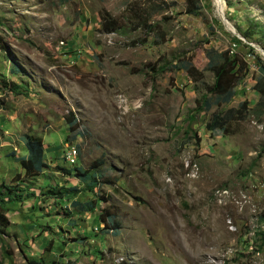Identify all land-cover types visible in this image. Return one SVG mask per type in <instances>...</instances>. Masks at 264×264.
Returning a JSON list of instances; mask_svg holds the SVG:
<instances>
[{"label": "rangeland", "instance_id": "obj_1", "mask_svg": "<svg viewBox=\"0 0 264 264\" xmlns=\"http://www.w3.org/2000/svg\"><path fill=\"white\" fill-rule=\"evenodd\" d=\"M221 1L224 15L215 0H0V85L21 87H0V264H264V0ZM210 51L246 73L229 105L199 112ZM244 101L243 120L207 130ZM70 114L84 138L67 141ZM26 136L44 141L40 174L15 161ZM92 166L93 193L47 194L83 189L64 170Z\"/></svg>", "mask_w": 264, "mask_h": 264}, {"label": "trees", "instance_id": "obj_2", "mask_svg": "<svg viewBox=\"0 0 264 264\" xmlns=\"http://www.w3.org/2000/svg\"><path fill=\"white\" fill-rule=\"evenodd\" d=\"M194 3V2H193ZM193 5V4H191ZM201 8L195 6L193 9H189L190 15L201 16L200 13ZM104 29L109 31L117 30L118 24L116 20L110 19L105 22L103 25ZM2 40L0 38V45ZM241 44L239 40H235V44ZM234 44V45H235ZM209 58V68L214 74L215 82L208 90V94L203 97L202 105L199 107V112L202 111H210L214 106L220 107L221 105H229L237 96L236 94V86L240 81V75H245L246 73V63L238 57V55L227 54L226 56H219L210 51L208 53ZM217 58L215 61L214 59ZM259 68L262 70V77L260 81L257 82L255 86V90H257L262 96L264 95V91L262 90V83L264 82V69L262 68L263 63L261 60L257 61ZM178 71H185L189 75V77L194 79V75H197V70L193 68L190 64H183L177 67ZM13 73L18 74L20 70L18 68H13ZM199 75V74H198ZM201 77V74H200ZM3 91H8L9 93H14L15 95L21 94V87L12 82H4L0 85ZM259 89V90H258ZM210 96V98H209ZM248 110V102L244 101L239 105L238 110H230L225 114H214L210 123L207 125V130L211 134L221 135L228 128V123L234 119H244V113ZM67 125L69 127V134L67 136V141H75L78 138H84L85 133L83 128H81L78 121L74 118L73 114H70L68 118H66ZM25 147L27 151V156L22 158H17L15 161L20 164V166L26 170V172L31 174H40L46 168L47 164H45V149H44V141L40 137L36 136H26L25 137ZM15 158V154L11 156ZM75 167V166H74ZM91 170H84L82 168H73L72 171H65L66 176L72 177L74 179H78L80 184L83 185V189H79L77 187L67 189L65 187L58 188L59 190H50L47 194L53 196V198H57L56 200H65L71 196H78L82 192H94V189H97L101 186V179L103 176L95 173L94 166H92ZM59 191V192H58ZM46 194L43 195L45 197ZM74 209L80 213L94 212L96 209L95 203H73ZM103 216H101L102 218ZM107 217L110 215L107 214ZM104 218H102L103 220ZM110 226L103 222L104 227L108 229H112V227L116 226V219L111 217L109 220ZM119 228L116 227V232L118 233ZM29 264H44L42 262L31 261Z\"/></svg>", "mask_w": 264, "mask_h": 264}, {"label": "built area", "instance_id": "obj_3", "mask_svg": "<svg viewBox=\"0 0 264 264\" xmlns=\"http://www.w3.org/2000/svg\"><path fill=\"white\" fill-rule=\"evenodd\" d=\"M236 52V51H235ZM237 53V52H236ZM252 57L251 54L248 55V58L250 59ZM255 58V56H254ZM261 61L264 66V53H261ZM78 153H79V148L76 145H68L67 146V154H66V161L72 163L71 165L74 167L78 163Z\"/></svg>", "mask_w": 264, "mask_h": 264}, {"label": "bare ground", "instance_id": "obj_4", "mask_svg": "<svg viewBox=\"0 0 264 264\" xmlns=\"http://www.w3.org/2000/svg\"><path fill=\"white\" fill-rule=\"evenodd\" d=\"M216 6L218 7L219 13L221 15H224V8L222 6V1L221 0H215ZM225 22V21H224ZM228 26V25H227ZM231 28V27H230ZM263 53V52H262Z\"/></svg>", "mask_w": 264, "mask_h": 264}]
</instances>
